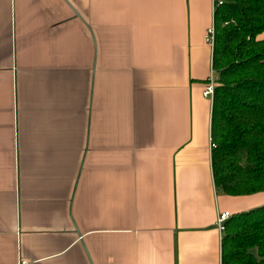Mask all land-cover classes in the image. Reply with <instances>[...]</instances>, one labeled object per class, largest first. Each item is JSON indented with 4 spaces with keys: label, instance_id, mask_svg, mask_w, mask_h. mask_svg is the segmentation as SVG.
Segmentation results:
<instances>
[{
    "label": "crops",
    "instance_id": "1",
    "mask_svg": "<svg viewBox=\"0 0 264 264\" xmlns=\"http://www.w3.org/2000/svg\"><path fill=\"white\" fill-rule=\"evenodd\" d=\"M215 0H0V264H221Z\"/></svg>",
    "mask_w": 264,
    "mask_h": 264
},
{
    "label": "trees",
    "instance_id": "2",
    "mask_svg": "<svg viewBox=\"0 0 264 264\" xmlns=\"http://www.w3.org/2000/svg\"><path fill=\"white\" fill-rule=\"evenodd\" d=\"M220 1L213 13V179L227 194H248L264 190V0ZM221 264H264V203L226 220Z\"/></svg>",
    "mask_w": 264,
    "mask_h": 264
},
{
    "label": "built area",
    "instance_id": "3",
    "mask_svg": "<svg viewBox=\"0 0 264 264\" xmlns=\"http://www.w3.org/2000/svg\"><path fill=\"white\" fill-rule=\"evenodd\" d=\"M216 3H221V1L215 0V5H216ZM213 38H214V28H213V26H211L206 31L205 40H206V42L212 44ZM214 87H215V79H214L213 73H211V75L207 79V83L204 85V88L202 91L203 96L206 98L212 99ZM211 146H212V144H211ZM230 215H231V213L228 210L219 211L217 213V216L215 219V225L221 234L225 229V222L229 218Z\"/></svg>",
    "mask_w": 264,
    "mask_h": 264
}]
</instances>
